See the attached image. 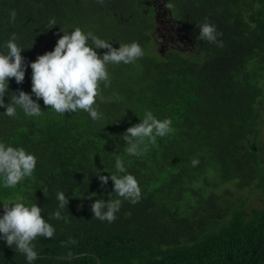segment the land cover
I'll list each match as a JSON object with an SVG mask.
<instances>
[{
  "label": "trees",
  "instance_id": "16d2710c",
  "mask_svg": "<svg viewBox=\"0 0 264 264\" xmlns=\"http://www.w3.org/2000/svg\"><path fill=\"white\" fill-rule=\"evenodd\" d=\"M161 1L0 0V52L14 35L26 64L76 27L143 50L133 63L107 66L99 122L83 111L57 114L42 100L36 118L19 108L15 118L0 113V142L37 160L16 187L0 182V204L36 203L55 229L33 242V264H264V0H168L164 8L195 45L164 53L155 41ZM204 22L221 44L199 39ZM30 76L26 67L22 83L9 78L5 104L11 93L31 94ZM146 111L170 119L172 130L129 155L121 136ZM117 158L138 181L135 204L94 176L115 173ZM94 199L121 200L113 222L92 217ZM0 264L27 262L0 241Z\"/></svg>",
  "mask_w": 264,
  "mask_h": 264
},
{
  "label": "clouds",
  "instance_id": "9594fccd",
  "mask_svg": "<svg viewBox=\"0 0 264 264\" xmlns=\"http://www.w3.org/2000/svg\"><path fill=\"white\" fill-rule=\"evenodd\" d=\"M14 18L15 13L12 14V19ZM49 25L48 29L57 25L55 19L49 20ZM197 27L200 40L213 44L222 43L217 38L219 33L213 24L204 22ZM60 32L62 34L51 51L38 55L27 64L21 55L25 49L16 43L14 35L2 45L6 51L0 52V108L4 109L0 113L15 118L19 108L26 117L36 118L42 114L37 102L42 100L43 105L50 106L48 109L60 115L83 111L93 122L103 119V113L96 105L101 85L108 87L110 84L107 66L133 63L142 57L143 50L135 41L119 44L114 48L109 43L111 40L101 39L79 27ZM96 49L106 51L98 54ZM26 67L31 69V94L24 91L11 93V101L5 104L9 78H14L17 84L22 83ZM171 123L168 118L159 120L150 111H146L139 122L128 127L121 136V140L127 145L126 152L132 156L142 155L140 147L144 140L155 143L156 137L168 135L172 130ZM144 150H147L146 145ZM36 164V157L30 152L0 142V182L3 187H16L24 178L32 175ZM192 164L195 166L198 160H193ZM115 169L116 172L108 176L101 175L99 170L94 176L101 186L107 185L111 180L112 193L132 204L137 203L141 196L137 179L127 171L119 158L115 161ZM56 199L58 209L66 208L68 197L64 192H57ZM120 205V199H94L90 212L92 217L111 223L116 219ZM0 209V241L22 253L27 264H33L38 256L33 242L37 237L52 238L55 229L41 215V207L36 203L29 206L18 200L0 204ZM52 215L55 219H62L59 210ZM69 243L75 241L70 239Z\"/></svg>",
  "mask_w": 264,
  "mask_h": 264
},
{
  "label": "flooded vegetation",
  "instance_id": "af4514ba",
  "mask_svg": "<svg viewBox=\"0 0 264 264\" xmlns=\"http://www.w3.org/2000/svg\"><path fill=\"white\" fill-rule=\"evenodd\" d=\"M168 0L161 1V4H155V18H156V33L160 40H155L159 45L158 50L167 52L168 49L190 50L192 45H195L191 40L186 39L180 32L178 24L174 23L170 16L171 12L166 10L165 4Z\"/></svg>",
  "mask_w": 264,
  "mask_h": 264
},
{
  "label": "rangeland",
  "instance_id": "374dc122",
  "mask_svg": "<svg viewBox=\"0 0 264 264\" xmlns=\"http://www.w3.org/2000/svg\"><path fill=\"white\" fill-rule=\"evenodd\" d=\"M157 36H158V34H157ZM161 38H162V37H161ZM161 38L158 37L159 40H160ZM161 40H162V39H161ZM237 199H239V198H237Z\"/></svg>",
  "mask_w": 264,
  "mask_h": 264
},
{
  "label": "water",
  "instance_id": "95a60500",
  "mask_svg": "<svg viewBox=\"0 0 264 264\" xmlns=\"http://www.w3.org/2000/svg\"><path fill=\"white\" fill-rule=\"evenodd\" d=\"M185 38L188 39L187 36H185Z\"/></svg>",
  "mask_w": 264,
  "mask_h": 264
}]
</instances>
